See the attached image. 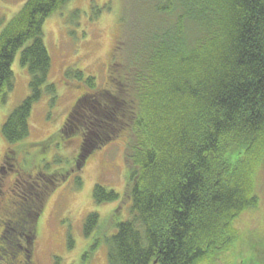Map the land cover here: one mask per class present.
Wrapping results in <instances>:
<instances>
[{
  "label": "trees",
  "instance_id": "obj_1",
  "mask_svg": "<svg viewBox=\"0 0 264 264\" xmlns=\"http://www.w3.org/2000/svg\"><path fill=\"white\" fill-rule=\"evenodd\" d=\"M68 1L27 0L0 32V104L14 87L12 66L19 50L30 75V94L2 126L11 163L19 142L30 136L35 103L44 94L52 105L57 100L43 25ZM127 2L137 11L126 59L119 55L109 66L110 92L102 103L83 107V119L74 128L68 119L60 131L63 140L81 138L75 166L56 170L53 180L39 173L36 180L24 182L21 220L18 227L12 224L13 230L22 231V225L36 220L32 218L39 215L49 186L81 168L85 137L96 127L105 143L123 132L130 135L131 217L117 223L105 240L109 264H221L239 238L235 219L260 202L256 182L264 166V0ZM72 70L66 77L82 80V71ZM83 82L94 90V76ZM93 197L101 204L116 201L119 194L99 183ZM99 223L98 213L89 214L86 235L101 231ZM7 241L0 259L6 253L7 264H16L9 260L17 244ZM93 250L83 254L82 264H91Z\"/></svg>",
  "mask_w": 264,
  "mask_h": 264
},
{
  "label": "rangeland",
  "instance_id": "obj_2",
  "mask_svg": "<svg viewBox=\"0 0 264 264\" xmlns=\"http://www.w3.org/2000/svg\"><path fill=\"white\" fill-rule=\"evenodd\" d=\"M26 1L0 0V32ZM136 11L135 5L131 6L127 0H70L46 19L43 30L52 59L50 80L57 86L58 97L53 105L48 94L35 103L30 116V136L19 142L27 145H19L21 148L14 161L18 164L17 169L7 168L6 172H0V244H5L4 240L8 239L9 245L17 244L18 248L9 262L16 263L25 253V257L29 255L38 264H82L83 254L94 247L90 253L91 264H109L105 240L115 231L117 223L131 217L126 160L129 133L123 132L105 143L96 135L101 134L94 127L93 134L90 132L85 137L87 145L84 149L90 151V154L83 151L86 161L83 163L82 160L78 171L59 178L56 186H49L43 194L42 207L39 203L42 208L39 216H27L28 220H36L27 226L22 225V231L17 233L10 221L21 220L19 192L23 191L25 181L36 180L37 173H41L44 179L53 180L56 170L68 171L75 166L81 138L76 135L66 141L60 131L68 119L74 128L83 119L81 109L89 107V103H102V97L110 92L109 66L120 60L119 55L126 59ZM20 54L21 50L16 53L12 66L14 87L6 101L0 104V165L9 150L2 126L10 113L30 94V75L20 63ZM72 68L73 72L80 69L83 78L94 76L95 91L84 84L83 78L72 76L73 79H68L66 72ZM78 179L82 181L81 186L77 184ZM99 183L115 190L119 198L97 204L93 190ZM256 183L260 202L256 208L245 210L235 219L234 227L239 238L233 250L222 256L221 264H264V166L258 170ZM95 212L100 216L99 226L103 229L98 232L92 230L86 235L85 220ZM34 229L32 248L30 242ZM24 239L30 240V247H26L29 251L19 250ZM4 256L0 264H7Z\"/></svg>",
  "mask_w": 264,
  "mask_h": 264
},
{
  "label": "flooded vegetation",
  "instance_id": "obj_3",
  "mask_svg": "<svg viewBox=\"0 0 264 264\" xmlns=\"http://www.w3.org/2000/svg\"><path fill=\"white\" fill-rule=\"evenodd\" d=\"M4 159V161H3V163L0 165V172L1 173H4V172H6V169L7 168H9L10 170H15V164L14 163H11V159L7 156V154L5 155V158H3ZM18 173V172H17ZM37 176L36 177H38V173L36 174ZM42 175V174H41ZM0 191H2V190H0ZM39 216V215H38ZM11 222V224H15V225H17V220H12V221H10ZM5 229V228H4ZM4 229H3V231H2V235H3V232H4ZM22 229H24V228H22ZM34 234H36V232H35V229H34V233L32 232V235H33V237L31 238V242H30V240H26V239H24V244H22L23 246H20V249L19 250H25L26 249V247H28L29 246V242L31 243V247L33 248V242H34ZM3 237V236H2ZM0 239H1V237H0ZM2 245L0 244V248H2L1 247ZM29 246V247H30ZM30 249V248H29ZM26 250H28V249H26ZM31 250V249H30ZM29 251V250H28ZM27 255V254H26ZM17 261V260H16ZM16 264H38L37 262H35V261H33L32 260V258L29 256V255H27L26 257H25V253H23L22 254V256L20 257V259L16 262ZM245 264H248V263H245Z\"/></svg>",
  "mask_w": 264,
  "mask_h": 264
}]
</instances>
